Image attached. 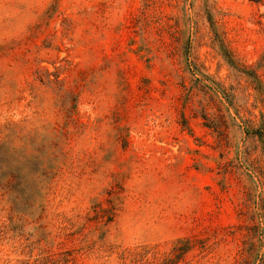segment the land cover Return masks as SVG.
<instances>
[{
  "label": "rangeland",
  "instance_id": "obj_1",
  "mask_svg": "<svg viewBox=\"0 0 264 264\" xmlns=\"http://www.w3.org/2000/svg\"><path fill=\"white\" fill-rule=\"evenodd\" d=\"M0 264H264V0H0Z\"/></svg>",
  "mask_w": 264,
  "mask_h": 264
},
{
  "label": "trees",
  "instance_id": "obj_2",
  "mask_svg": "<svg viewBox=\"0 0 264 264\" xmlns=\"http://www.w3.org/2000/svg\"><path fill=\"white\" fill-rule=\"evenodd\" d=\"M255 1H257V0H255ZM261 137H263V136H261ZM11 175H13L14 177H15V179H18L19 178V175H20V172H19V170H15L14 172H13V174H11Z\"/></svg>",
  "mask_w": 264,
  "mask_h": 264
}]
</instances>
